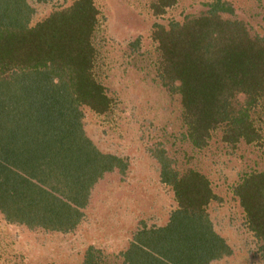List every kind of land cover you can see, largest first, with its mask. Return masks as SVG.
<instances>
[{"label":"trees","instance_id":"1","mask_svg":"<svg viewBox=\"0 0 264 264\" xmlns=\"http://www.w3.org/2000/svg\"><path fill=\"white\" fill-rule=\"evenodd\" d=\"M207 4L199 16L153 32L158 73L181 96L193 147L205 146L218 124L225 142L250 143L259 139L250 109L264 112V36L224 18L232 14L229 3ZM32 10L26 0H0V214L9 224L68 232L96 181L128 162L99 150L80 122L81 105L100 114L110 102L91 69L92 0H76L34 26ZM238 94L244 103L233 108L229 100ZM157 162L177 206L164 225L134 233L123 264H210L230 255L204 210L215 198L208 181L194 170L179 175L161 150ZM234 193L261 241L264 264V171L247 174ZM95 259L90 246L82 264Z\"/></svg>","mask_w":264,"mask_h":264},{"label":"rangeland","instance_id":"2","mask_svg":"<svg viewBox=\"0 0 264 264\" xmlns=\"http://www.w3.org/2000/svg\"><path fill=\"white\" fill-rule=\"evenodd\" d=\"M76 0H26L30 26L69 8ZM92 0L95 24L89 34L92 72L110 99L104 113L80 106L84 133L105 153L126 159L96 181L78 225L68 231L7 223L0 214V264H82L93 247L96 264H123L121 253L143 225L160 227L176 206L172 187L159 178L160 150L182 175L197 171L215 198L205 205L213 230L231 254L210 264H262L261 241L249 227L234 189L247 174L264 171V112L250 109L259 139L234 143L222 139L223 125L211 129L205 146L186 136L181 96L158 73V44L153 32L206 12L214 0ZM249 35L264 36V0H223ZM176 85V84H175ZM245 95L229 100L240 108ZM123 170V169H122Z\"/></svg>","mask_w":264,"mask_h":264}]
</instances>
